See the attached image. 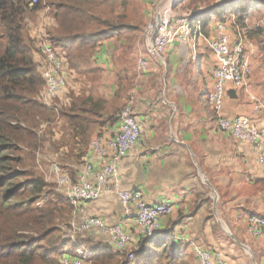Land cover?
<instances>
[{"label": "crops", "instance_id": "1", "mask_svg": "<svg viewBox=\"0 0 264 264\" xmlns=\"http://www.w3.org/2000/svg\"><path fill=\"white\" fill-rule=\"evenodd\" d=\"M223 1L226 0L205 1L195 12L174 13L194 15ZM256 11L258 7L246 16L245 24L250 30L264 28V17L257 18ZM214 25L209 36L204 33L206 37L213 36ZM229 29L235 40L237 35L233 28ZM144 30L132 49H128L124 39L111 35L99 43L87 65L77 58L75 67L70 68L67 61L68 87L54 103L68 107L71 93L104 98L112 111L132 101L142 137L122 160L119 178L125 190L141 192L148 204L173 207L172 215L162 220L159 236L169 233L188 250H192V245H201L224 251L220 245L226 233L220 227L221 221L250 248L258 263L264 264V239H255L247 231L250 216H264V165L258 162L250 144L238 142L217 127L207 102L217 67L215 56L204 39L196 37L188 43L170 46L160 58L152 57L143 39ZM57 48L69 56L67 49ZM140 58L148 61L144 73L137 70ZM34 59L41 61L37 54ZM251 64L252 74L246 86L226 85L224 112L230 118L252 116L250 95L264 101V77L260 74L264 70V52L258 46ZM261 121V117L253 118L256 126ZM118 126L119 123L98 126L91 141L97 134L114 136ZM51 133L61 153L70 154L81 148L74 144L66 119L58 121ZM87 160L90 158L86 155L79 164L71 154L63 164L59 163L76 179ZM85 216L100 217L111 225L122 224L136 241L129 250L137 248L138 224L109 188L103 189L98 201L78 205L73 222L79 224ZM85 234L109 243L108 237L97 229Z\"/></svg>", "mask_w": 264, "mask_h": 264}, {"label": "trees", "instance_id": "2", "mask_svg": "<svg viewBox=\"0 0 264 264\" xmlns=\"http://www.w3.org/2000/svg\"><path fill=\"white\" fill-rule=\"evenodd\" d=\"M97 1L51 3L58 29L50 31L47 38L55 48L69 51L70 68L75 67L77 58L87 65L99 43L111 35L124 39L128 49L134 47L139 36V27L120 16L103 19L91 14L89 7ZM205 1L210 0H179L173 8L177 12H195ZM262 5L264 0H226L196 12L193 25L201 22L209 36L212 24L215 27L226 23L235 35L239 29L246 31L247 37L264 52V28L250 30L245 24L247 14ZM39 6L31 9L26 0H0V27L5 31L3 50L0 46V264H55L66 253L64 247L72 241L64 240L60 231L73 230L76 206L55 183L48 182L40 171L38 157L52 154L63 162L72 154L81 164L98 126L115 125L120 119L121 109L112 111L104 98L91 95L71 93L68 107L58 102L47 106L39 101L45 80L40 63L34 59L35 41L27 39L23 32L26 14L45 7ZM60 119L67 120L74 144L81 147L70 154L60 152L51 132L40 133L43 125ZM88 238L82 240V246L92 252L87 258L91 264H186L190 256L196 264L188 248L169 233L140 239L133 260L127 259L126 253L116 252L107 242Z\"/></svg>", "mask_w": 264, "mask_h": 264}, {"label": "built area", "instance_id": "3", "mask_svg": "<svg viewBox=\"0 0 264 264\" xmlns=\"http://www.w3.org/2000/svg\"><path fill=\"white\" fill-rule=\"evenodd\" d=\"M26 1L31 6L40 2ZM152 1L155 3L154 14L143 32L149 54L160 58L170 46L202 37L217 60V67L213 72V88L207 96L217 127L238 142L250 144L258 162L264 165V101L250 95L253 104L252 116L230 118L224 112L226 85L232 84L236 88L247 85L252 74L251 59L256 51V44L247 37L246 31L240 29L236 39L232 40L226 23L216 24L213 36L206 37L201 22L193 25L192 14L174 13L173 6L179 0ZM47 37L46 33H42L32 39L36 42V54L41 58V74L45 80V88L39 96V101L53 106L54 101L59 99L68 87V62L66 54L55 48ZM147 69L148 61L140 58L137 63L138 72L144 73ZM254 117H261L262 123L259 126L253 124ZM119 118L118 130L114 136L97 134L92 139L87 153L90 160L86 161L76 179L58 162L51 164L49 179L66 194L76 208L84 203L98 201L103 195V189L109 188L126 209L128 216L137 222L139 240L155 239L161 232L162 220L172 215L173 207L165 203L148 204L141 192H131L122 187L119 178L120 164L140 143L142 128L135 116L132 101L124 105ZM94 229L108 237L109 244L116 252L128 251L127 259H134L135 249L129 248L134 247L135 238L122 224H107L100 217L93 216H85L79 224H73L74 235L89 233ZM247 231L255 239H264V216H250L247 220ZM192 252L198 264H229L224 251L218 248L192 245ZM91 255V251L82 250L76 256H65L61 264H87V258Z\"/></svg>", "mask_w": 264, "mask_h": 264}, {"label": "rangeland", "instance_id": "4", "mask_svg": "<svg viewBox=\"0 0 264 264\" xmlns=\"http://www.w3.org/2000/svg\"><path fill=\"white\" fill-rule=\"evenodd\" d=\"M54 1L55 0H42L41 3H39L38 5L40 6L45 5L43 9L26 14L23 32L27 39L29 38L35 39L42 33L43 34L46 33V35L49 36L50 31H54L58 29V24L56 20L54 19L53 15L51 14V3H53ZM28 4L31 9H35L38 6V5L31 6L30 3ZM154 8H155V3L152 0H98L97 3H94L93 6L89 7L90 13L95 16H98L103 19H109L112 16H120L121 18L129 21L130 23L136 24L139 27L140 31L144 30V28L147 27L149 20L152 19L150 15L154 14ZM253 10L254 9H252L251 11ZM255 16L257 18L264 17V6L263 5L258 7V11H256ZM233 21L234 20H232V22ZM56 25H57V28H55ZM92 29H96V28L93 27ZM4 41H5V31L3 28L0 27V46H2V50H3ZM252 41L256 44V47H257V43L254 40ZM34 43L36 45V42ZM260 74L262 75V77H264V70L260 71ZM66 75L68 78L67 72H66ZM57 122L58 121H56L53 124L43 125L40 133L44 134L45 132L46 133L52 132ZM56 159L57 157H53L52 155H47V154L46 156L41 154L38 157V161H37L38 166L40 168V171L45 175L46 179L50 177L51 164L54 162H58V159L57 160ZM73 224L75 223L73 222ZM220 227L223 228L225 233L227 231L230 232L228 227L221 221H220ZM60 232H61L60 234L62 238L66 241L71 240L72 244L64 247V252L66 253L60 256L59 258H57V261L55 264H61L65 256H72L73 254L78 255V252L82 250L90 251L88 247L82 246V243L84 242L82 240H86L88 238L87 234L77 233L74 235L73 230L71 228L70 229L63 228ZM24 234L25 233H21V235H24ZM244 245L248 247L246 244ZM220 246L224 250V253L227 255V257L229 258L230 264H259L256 258L254 257V254L252 251H249L239 246L237 243H235L234 240H232L227 235V233H226L225 240L223 241V243H221ZM188 251L190 252L191 255H193V252L191 249H189ZM127 252L128 251H126L125 253ZM85 255L87 256V251L85 252ZM193 260H194L193 257L190 256L186 260V264H192V263L194 264ZM35 264H42V263L37 261ZM87 264H91V263L87 262Z\"/></svg>", "mask_w": 264, "mask_h": 264}, {"label": "water", "instance_id": "5", "mask_svg": "<svg viewBox=\"0 0 264 264\" xmlns=\"http://www.w3.org/2000/svg\"><path fill=\"white\" fill-rule=\"evenodd\" d=\"M227 233V235L232 239V240H234L235 241V243H237L239 246H241L242 248H244V249H247V250H249L250 251V249L248 248V247H246L244 244H242L240 241H238L230 232H226ZM254 262H255V260H254Z\"/></svg>", "mask_w": 264, "mask_h": 264}]
</instances>
